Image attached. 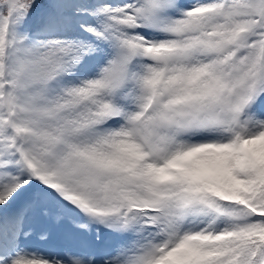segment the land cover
<instances>
[{
    "label": "snow or ice",
    "instance_id": "1",
    "mask_svg": "<svg viewBox=\"0 0 264 264\" xmlns=\"http://www.w3.org/2000/svg\"><path fill=\"white\" fill-rule=\"evenodd\" d=\"M0 264H264V0H0Z\"/></svg>",
    "mask_w": 264,
    "mask_h": 264
}]
</instances>
